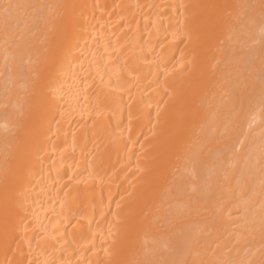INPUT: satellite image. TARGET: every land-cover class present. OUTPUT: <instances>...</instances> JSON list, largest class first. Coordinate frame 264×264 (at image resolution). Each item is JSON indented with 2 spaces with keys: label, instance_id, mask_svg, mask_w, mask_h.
<instances>
[{
  "label": "bare ground",
  "instance_id": "6f19581e",
  "mask_svg": "<svg viewBox=\"0 0 264 264\" xmlns=\"http://www.w3.org/2000/svg\"><path fill=\"white\" fill-rule=\"evenodd\" d=\"M0 264H264V0H0Z\"/></svg>",
  "mask_w": 264,
  "mask_h": 264
}]
</instances>
